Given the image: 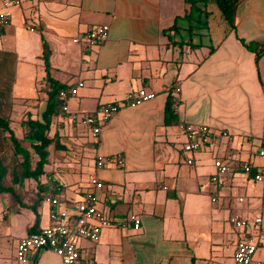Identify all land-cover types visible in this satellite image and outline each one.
Wrapping results in <instances>:
<instances>
[{
    "label": "crops",
    "instance_id": "obj_1",
    "mask_svg": "<svg viewBox=\"0 0 264 264\" xmlns=\"http://www.w3.org/2000/svg\"><path fill=\"white\" fill-rule=\"evenodd\" d=\"M19 1L0 28V113L10 112L14 102L24 116L34 111L36 95H43L42 42L50 77L64 88L83 83L67 98V112H92L107 103H118L119 110L96 137L68 122L66 113L54 118L50 135L56 136L42 174L13 183L18 198L11 208L0 195V239L12 238V228L25 230L13 238L11 251L29 228L48 225L53 208L46 196L58 199L57 210L70 211L87 194L112 222L133 214L140 228L133 231L126 223L101 230L96 243L78 239L75 264H232L235 243L243 237L264 250V159L258 156L264 150V0H240L233 30L212 0L198 1L192 12L184 0ZM97 26H106V35L88 45L83 36ZM195 36L210 44H196ZM3 77L13 87L1 88ZM140 88L155 97L127 107L125 94ZM168 94L177 122L209 128L204 151L212 163L218 159L229 167L221 187L200 184L194 165L199 154L182 151L178 124H163ZM2 137L0 131V143ZM115 155L121 165L112 159L95 168L97 156ZM201 156L200 164L208 163ZM244 161L261 172L262 182L242 173ZM213 173L209 165V181ZM92 176L102 183L100 190L88 184ZM234 218L260 222L239 232L230 222ZM8 249L0 244V264H6ZM47 253L35 251L29 260L48 264L41 262Z\"/></svg>",
    "mask_w": 264,
    "mask_h": 264
},
{
    "label": "built area",
    "instance_id": "obj_2",
    "mask_svg": "<svg viewBox=\"0 0 264 264\" xmlns=\"http://www.w3.org/2000/svg\"><path fill=\"white\" fill-rule=\"evenodd\" d=\"M19 0H0V28H4L9 24L8 9L19 5ZM106 26H97L83 36V40L88 45H94L102 41L106 35ZM73 43H77L78 39H73ZM83 83L78 81L74 87L65 88L58 92V100L61 101V111L66 113V119L72 125H78L86 129L92 136L96 137L101 129V126L106 124L109 119L119 110L118 103H107L97 107L92 112H67L66 100L68 97L77 95ZM178 89H174L177 93ZM155 94L148 92L142 88L136 91L129 92L124 96V104L127 107H137L147 101L152 100ZM178 128L181 131L184 142L182 151L191 155L193 153L204 151L207 149L210 142L211 133L208 127L204 125H189L178 123ZM220 136L226 140L230 136L221 131ZM258 156L264 159V150L258 153ZM114 160L117 165H121L119 155L114 157L103 158L97 156L95 158V168L101 169L104 163L109 160ZM186 165L191 166L192 160L186 159ZM214 173L210 176V182L221 187L224 182V177L229 172V167L221 160H214L212 163ZM240 170L244 174H252L254 181L262 182V175L259 171H253L247 162L240 163ZM88 184L95 190L102 188V183L92 176L88 180ZM214 202V199H211ZM241 201V199H238ZM44 202L53 210L48 214V225L39 229L36 232L29 233L16 241L14 247V259L18 264H27L31 254L38 250H46L54 254L61 264H75L78 258V249L76 241L82 239L91 243H96L99 240L100 232L113 226L125 227L128 223L133 231L140 228V220L133 214L127 216L126 221L114 223L96 208V199L91 194H87L83 199L75 202L70 211L65 209L57 210L59 205L58 199L52 196H46ZM232 226L237 230H244L248 226L256 225L260 219H253L252 222L241 218L231 219ZM256 250V245L251 239L240 238L235 243V250L232 256V264H264L252 259V255Z\"/></svg>",
    "mask_w": 264,
    "mask_h": 264
},
{
    "label": "trees",
    "instance_id": "obj_3",
    "mask_svg": "<svg viewBox=\"0 0 264 264\" xmlns=\"http://www.w3.org/2000/svg\"><path fill=\"white\" fill-rule=\"evenodd\" d=\"M202 0H184L188 5L189 11L196 7V3ZM215 4L220 18L226 25L227 30H233V19L235 9L240 0H212ZM248 50H254V45H245ZM48 48L42 42L41 60L45 72L43 88L40 89L44 95L43 108L38 116L32 118L29 113L20 120L19 125L23 129V137L28 143V148L20 145L19 140L15 137L9 127V121L6 118L0 117V131L3 135V140L8 144L5 154L0 155V195L5 196L7 207L13 206V200L17 197L16 191L13 189V184L10 177L14 176L16 181H36L42 174V167L47 162V148L53 143L56 136L55 133L50 135V130L54 125V118L61 111V101L58 100V92L64 90V86L58 84L49 75L50 66L48 63ZM173 96L168 94L163 106V124H178L173 111ZM14 174V175H13ZM21 206V203H19ZM31 210H33L31 208ZM33 227L28 229V233L36 232Z\"/></svg>",
    "mask_w": 264,
    "mask_h": 264
},
{
    "label": "rangeland",
    "instance_id": "obj_4",
    "mask_svg": "<svg viewBox=\"0 0 264 264\" xmlns=\"http://www.w3.org/2000/svg\"><path fill=\"white\" fill-rule=\"evenodd\" d=\"M194 17L193 18H196V15H197V12L194 13ZM3 36V35H2ZM200 39H202V42H207V37H194L193 40L196 42V44L200 41ZM5 41V40H4ZM207 44L209 45L210 43L207 42ZM10 45L8 42H5V47H10L8 46ZM1 88L3 89H8L10 88L11 86L13 87V81L11 79H8L6 77H3L2 81H1ZM34 94L32 95H28V97H32ZM44 98V95L42 94H39V95H36V99L35 101L37 102L34 106V111H27L31 116L35 114V116H38L39 112H40V109L42 108V103H40L42 101V99ZM31 104L29 103L28 106H30ZM19 109V105L14 102L11 104V109H10V112L8 111H3V113H0V115L3 117V118H6V114L8 112V116H10L9 118V127L10 129L12 130L13 134L15 135V137L19 140L20 142V145L24 148H28V143L27 141L25 140V138L23 137V129L20 127L19 125V122L21 119H23L25 116L22 114V113H19L20 111L18 110ZM8 148V144L5 140H3V137H2V141L0 143V153L3 155L6 153V150ZM199 155L196 156V161H195V168H196V173H197V176H198V179L200 181V184H210V181H209V174H207V171H208V168H209V165L211 166L212 165V158L208 155L210 154V151H199L197 152ZM203 154V156L205 157V161L207 160L208 163L201 165V154ZM0 154V155H1ZM201 156V157H200ZM114 161V160H113ZM212 169V168H211ZM14 175V174H13ZM10 181L11 183L13 184L15 181H16V178L14 176H11L10 177ZM17 182V181H16ZM4 208V205L1 204L0 205V210ZM250 228V226H249ZM226 229L227 231H229L230 233H232V229L229 228L228 224L226 223ZM235 229V228H234ZM237 230V229H235ZM239 232H241L242 230H237ZM25 234V230L23 227L21 226H18L17 228H15L13 230V228L11 229V236L12 238H4L2 237L0 239V244L1 245H6L8 249L7 251V255L4 257V262L6 264H18L15 259H14V251H11V247L13 246V238H16V237H21ZM253 243H256L255 240H252ZM259 253H261L263 256H264V250L260 248V245L256 244V250L254 252V254L252 255V259L255 260V261H259V262H262L264 263V261H260L259 259ZM46 257H42L41 258V262H46L48 264H59V259L54 256L53 254H45ZM36 262V261H35ZM35 262L30 259L29 260V263L30 264H35ZM87 264H91V262H88Z\"/></svg>",
    "mask_w": 264,
    "mask_h": 264
}]
</instances>
